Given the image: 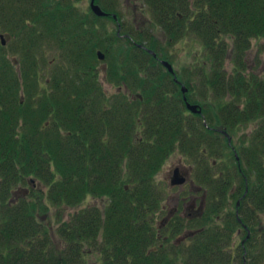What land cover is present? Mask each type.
<instances>
[{"label":"trees","instance_id":"16d2710c","mask_svg":"<svg viewBox=\"0 0 264 264\" xmlns=\"http://www.w3.org/2000/svg\"><path fill=\"white\" fill-rule=\"evenodd\" d=\"M145 2L143 11H150L166 32L167 44L190 35L204 45V64L211 62L212 68L201 79L202 90H210L216 100L226 94L232 98L216 111L209 106L189 113L182 82L175 80L178 71L170 73L160 60H172L167 44L149 28L140 32L125 25L114 2H103L106 15L92 9L84 14L72 0L11 3L6 10L14 20L10 29L17 53L11 57L0 41V264H84L86 244L102 252L107 264H264V229L261 236L252 233L249 247L239 245L235 254L228 245L232 229L217 224L187 229V218L176 214L164 225L159 243L164 230L155 227L164 197L155 176L176 150L199 157L197 176L209 186L211 201L218 194L225 197L232 182L242 187V196L248 189L234 221L249 226L257 212H264V124L237 151L213 120L218 116L232 129L259 117L264 108V78L253 82L241 69L252 38H264V0ZM112 11L121 24L110 28ZM46 45L59 50L50 60ZM99 48L106 51L107 64H102L108 77L137 92L136 97H104ZM231 54L235 65L228 74L225 60ZM44 65L49 76L41 73ZM220 136L232 147L230 153ZM208 153L234 163L216 177ZM35 181L45 188L33 187ZM41 197H46L40 205L46 213L50 205L74 207L89 200L61 222L64 250L51 248L49 229L37 217ZM98 198L106 200L104 205ZM169 230L176 240L166 246Z\"/></svg>","mask_w":264,"mask_h":264},{"label":"rangeland","instance_id":"374dc122","mask_svg":"<svg viewBox=\"0 0 264 264\" xmlns=\"http://www.w3.org/2000/svg\"><path fill=\"white\" fill-rule=\"evenodd\" d=\"M10 1V0H9ZM69 2V0H67ZM75 3V6L78 8L80 12L82 11L84 14L88 13L91 14L90 11L92 9L91 6V0H72ZM96 3H98L101 7L103 6V2L105 6L109 5L110 3H113L117 6L120 14H121V21L125 22V25L131 26L133 29H137L140 32H143L149 28L154 36L159 41H164L165 44H167V35L164 30L158 26V24L153 20L150 11H143V7L146 6L145 0H103V2H100L99 0H95ZM143 5V6H142ZM1 6V4H0ZM103 9V7L101 8ZM104 10V9H103ZM106 11V10H105ZM108 13V11H106ZM106 13V14H107ZM116 12L112 11L111 17L109 16L107 18V24L110 26V28L115 27V23L119 18L114 17L113 14ZM105 14V15H106ZM117 14V13H116ZM106 20V18H105ZM2 30V26H0V34H9L10 37L6 39V47L8 48L9 55H15L17 53L14 49V43L13 40L15 38V34L12 32V30L9 28L6 29V31ZM1 38V37H0ZM5 38H7L5 36ZM197 39V40H196ZM51 43V42H50ZM50 43L48 45L50 46ZM4 44V43H3ZM115 52H118L117 46L114 48ZM13 50V52H12ZM103 53H105V59L104 60H97V69H98V75H99V81L102 83V91L104 92V97L112 96L117 93H122L129 95L130 98L136 97L137 92L134 93L133 90L128 89L126 85H124L121 82H117L115 80H111L110 77H108V68L107 65H102L103 62H106L107 64V58H106V51L102 49ZM166 50L168 54L170 55V58L172 59L171 62L173 63V67L178 71V74L176 75L175 79L180 80L181 83V89L182 85L186 87V91L183 92V97L186 96L187 100L189 102L197 103L199 106H201L202 110L206 109L208 111L209 106H211L212 109L215 111L218 110V107L220 104H223L227 101H229V95H225L223 98H218L216 100V97L212 92L209 90V92H206V88L202 90V83H201V76L204 75L199 72L203 68L204 59H205V51H204V45H202V42L193 36H190L186 38L184 36L183 38H180L178 41H176L174 44H167ZM59 50L56 46L53 47H47L46 45V54H47V60L52 59L53 56L58 54ZM61 52V50H60ZM121 57V56H120ZM231 56L227 57L225 60V69L227 70V73L230 74L233 72V66L235 65V58H232ZM122 58V57H121ZM18 60V58H17ZM16 68L19 70L20 63L19 60L16 62ZM46 62V61H45ZM45 66V65H44ZM42 66L41 73L49 76V71L46 68ZM48 66V65H47ZM241 68L245 71L246 76L252 80L258 79L261 81V79L264 78V38L259 37H253L251 40V45L249 46L247 52L244 56V65H242ZM211 68V62L208 63V66L205 67L206 70H210ZM204 69V68H203ZM204 69V70H205ZM127 70V69H126ZM253 75V77L251 76ZM190 79V82L194 85L192 89L189 88V84L186 83L185 79ZM251 84V83H250ZM185 93V94H184ZM241 104V108H242ZM189 109V108H188ZM190 110V109H189ZM188 111V110H187ZM189 113H198L194 112L192 110L188 111ZM205 115V113L203 114ZM206 116V115H205ZM214 124L217 129H225L228 130L229 134L232 137V145H234L235 149L239 151L241 148H244L246 145L250 143L251 134L255 131L256 128H260L261 125L264 124V108L261 109V115L257 118H251L248 122H239L238 125L236 124L232 129H227V127L224 126V124L221 122L220 117L214 116ZM215 128V129H216ZM222 135V134H221ZM224 136V135H223ZM223 136H220L221 144L224 147V150L227 153H230L232 147L229 148L226 147V142H224L225 138ZM242 151V150H240ZM199 157H197L196 154H188L185 152H182L180 150L174 151V153L168 158L165 159L166 162L162 165V167L159 169V171L156 173L155 181L157 184V187H160L162 189L163 200L162 205L159 210H157V213L155 214V227L159 228V232H163L164 230V224L165 217L170 211H176L178 215L184 216L186 221H188L189 228L187 229H194L199 228V226L203 224H217L222 228H228L232 229V240L228 244L235 254H237L240 249L239 245H243L244 248L249 247L248 240L253 236L252 233L259 232L258 234L261 236V232L264 229V212L259 211L257 212V217L254 220V223L252 225L242 224L240 221L236 222L233 220L234 213L236 212L237 207L244 208L245 207V200L242 197V194L240 193V190H242V187H238L237 182H232L229 188V193L225 197L217 195L218 200L216 201V206L213 208H207L206 207V199L204 208H207L206 213L211 215H199V214H193V217L189 215L186 211V206L192 202L193 195L196 196L198 199V204H200V200L204 199L205 197H208L209 200H211L212 193L210 192L209 186L203 182L199 177L197 176L198 166L199 165ZM207 160L211 164V170L216 173V177L219 174L223 173V169L226 170L227 164L234 163L232 158L229 157H223L220 155L215 154H207L206 156ZM243 164L246 167V159L243 158ZM179 166L180 168H183V171H185L188 175H186V179L183 182L184 184L177 183L172 185L171 176L173 174L174 168ZM215 166V168H213ZM171 181V182H170ZM235 181V179H234ZM237 181V180H236ZM30 184L25 185L26 188L29 187ZM35 188H45L41 182L35 181L34 186ZM22 193V189L18 191V194ZM242 197V203H239L238 200L241 202ZM46 197H41L39 199V204L37 206L38 214L37 217L42 221V224L44 226H47L49 229V234L51 235V240L53 241V246L51 247L53 250H64L65 247V240L61 237L59 234V226L63 220H67L71 218L72 214L75 213L77 209H80L81 207H84L85 204L89 202V200H85L81 205L79 206H61V207H55L53 205H50L49 212L46 213V211L40 207L41 204L45 202ZM35 200V199H32ZM92 200V198H91ZM95 201L98 202L100 205H104L103 198L95 199ZM50 204V203H49ZM247 204V203H246ZM238 205V206H237ZM176 209V210H175ZM193 211V210H192ZM184 212V214H183ZM219 212V215H218ZM188 216V217H186ZM197 216V217H195ZM246 227H249L247 229ZM186 230V229H185ZM166 231L164 230L163 234L159 237L160 239L158 242L160 243L162 241V238L164 239V233ZM168 235H170V241L165 242L166 246H170V244L176 240V236L171 234L170 230L168 232ZM186 237L192 236L190 233H186L184 235ZM247 236L249 237L247 240ZM182 237L179 238V241H182ZM89 244L85 245L86 250L85 253H83L85 259L84 264L87 261V264H107L105 261L107 259L105 258L104 254L100 252L99 250H96L94 247L88 246ZM70 247V246H68ZM71 248V247H70ZM49 248H47L45 251L48 252ZM83 251V252H84ZM247 253V251H246ZM237 257V256H236ZM237 264V261H236Z\"/></svg>","mask_w":264,"mask_h":264},{"label":"water","instance_id":"95a60500","mask_svg":"<svg viewBox=\"0 0 264 264\" xmlns=\"http://www.w3.org/2000/svg\"><path fill=\"white\" fill-rule=\"evenodd\" d=\"M91 6H92V10L96 14H98V15H105L107 13L105 10L101 9L102 7L98 3H96L95 0H91ZM113 15H114V17H117V14L116 13L113 14ZM5 36L7 38H5ZM0 37H1L2 42L5 44L6 41H7L6 39H8L10 37V35L9 34H3V33H1L0 34ZM149 51L152 52L153 54H156V52L153 49H150ZM98 57L100 59H103L105 57V53H103L101 50H98ZM162 62H163L164 65L167 66V68L169 69L170 73L171 72H173V73L175 72L174 71V67H172L173 65H172L171 62H169L166 59H163ZM182 89H183L184 92L186 91V87H184L183 85H182ZM184 98H185V100H187L186 96H184ZM187 106H188V108L190 110H192L194 112H202L201 106H199V104H197V103H193L192 104V102H189L187 100ZM229 140H231V137L230 136H229ZM181 170H183V168H180V167L174 168L173 174L171 176V181H172L171 184L172 185L177 184V183H182V182L185 181V179H186V173L184 171L182 173Z\"/></svg>","mask_w":264,"mask_h":264},{"label":"flooded vegetation","instance_id":"af4514ba","mask_svg":"<svg viewBox=\"0 0 264 264\" xmlns=\"http://www.w3.org/2000/svg\"><path fill=\"white\" fill-rule=\"evenodd\" d=\"M22 0H0V4H1V8H2V12H4L3 13V16H2V19L0 20V26H2V30H4V31H6V29L8 28H10L11 27V25H12V23H14V20H13V18H11L9 15H8V12H7V10L6 9H8L9 8V5L11 4V3H13V2H15V4H18L19 2H21ZM119 24H121L120 23V21H117ZM3 31V32H4ZM129 35V34H128ZM124 36H127V33H125L124 34ZM161 60V59H160ZM176 80V79H175ZM176 81H178V80H176ZM179 82V81H178ZM180 83V82H179ZM181 84V83H180ZM214 128H216V127H214ZM217 129V128H216ZM217 131L218 132H220L222 135H224L225 137H227V139H228V136H230L231 137V135L229 134V132H228V130H226V128L224 129H217ZM231 141H232V137H231ZM228 142H229V140H228ZM230 144H232V142H229ZM233 148H234V145H233ZM178 167V166H177ZM182 171V173H183V170H181ZM173 172V171H172ZM185 172V171H184ZM186 173V172H185ZM186 175H188L187 173H186ZM247 191H248V189H246V191L244 192V195L242 196V197H244L246 194H247ZM242 197H241V200H242ZM192 200V202L191 203H189L188 204V206H186V208H187V210H189L188 211V213H190L191 214V212H192V210L193 211H196V213H198L199 211H200V205L198 204V200H197V198L195 197V196H193V198L191 199ZM240 201V200H239ZM185 208V209H186ZM176 210V209H175ZM175 214H177L176 213V211H170L168 214H167V216L164 218L165 219V221L163 222V224L165 225L166 224V222H168L171 218H172V216H174ZM183 214H184V212H183ZM168 218V219H167ZM159 227H161V226H159Z\"/></svg>","mask_w":264,"mask_h":264},{"label":"bare ground","instance_id":"6f19581e","mask_svg":"<svg viewBox=\"0 0 264 264\" xmlns=\"http://www.w3.org/2000/svg\"><path fill=\"white\" fill-rule=\"evenodd\" d=\"M129 36V35H128ZM123 37H124V35H123ZM133 41V40H132ZM135 42V41H134ZM137 45H140V46H142V47H145L146 48V45H145V43H136ZM105 59V57L102 59V60H104ZM208 66V64H203V68L205 69V67H207ZM201 69V70H199V72L200 73H202V74H204V75H206V74H210L211 73V68H212V66H211V68H210V70L208 71V70H204V69ZM202 77H203V75L201 76V79H202ZM201 81V80H200ZM202 82V81H201ZM226 95H228V94H226ZM229 98L231 99L232 97H230V95H229ZM229 99V100H230ZM184 100H185V98H184ZM185 104L187 105V100H185ZM188 107V106H187ZM198 113H202V112H198ZM253 118H255V117H253ZM251 118H248V119H246L245 121H243V122H248L249 120H250ZM205 122L208 124V122L205 120ZM238 124V123H237ZM236 155L238 156V153H236ZM213 168H215V166H213ZM181 184H184L183 182L181 183ZM194 196V195H193ZM196 197V196H195ZM197 198V197H196ZM198 199V198H197ZM205 199H206V207L209 209V208H213V207H215L216 206V201L218 200V198L216 197V199H215V201H214V199H213V201H211V200H209L208 199V197H205L204 199H201L200 200V211L198 212V213H196V211H192L191 212V214H189V215H191V217H193V214H199V215H202V214H206V211H207V208H205L204 210H203V208H204V204H205ZM219 201V200H218ZM199 202V201H198ZM162 205V204H161ZM188 206V205H187ZM186 211L188 212L189 210H187V208H186ZM238 216H239V213H240V211L238 210V209H236V212H235ZM176 215V214H175ZM173 217V216H172ZM186 217H188V216H186ZM195 217H197V216H195ZM168 219V218H167ZM247 228V227H246ZM69 250V249H68ZM72 252V251H71ZM82 257H83V261H84V259H85V257H84V255L82 254ZM46 260L47 261H49L50 262V260H49V258H47L46 257ZM41 264H43L42 262H41ZM45 264V263H44Z\"/></svg>","mask_w":264,"mask_h":264}]
</instances>
